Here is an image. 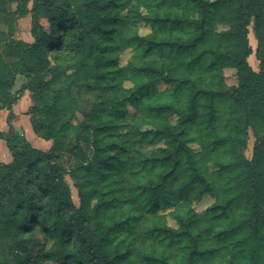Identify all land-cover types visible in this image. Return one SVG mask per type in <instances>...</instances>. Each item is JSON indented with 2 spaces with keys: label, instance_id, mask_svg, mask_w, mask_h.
<instances>
[{
  "label": "trees",
  "instance_id": "1",
  "mask_svg": "<svg viewBox=\"0 0 264 264\" xmlns=\"http://www.w3.org/2000/svg\"><path fill=\"white\" fill-rule=\"evenodd\" d=\"M25 17L30 43L13 28ZM129 49L142 62L122 68ZM25 92L47 151L12 125ZM1 111L12 161L0 163V224L15 264H264V0H0Z\"/></svg>",
  "mask_w": 264,
  "mask_h": 264
},
{
  "label": "rangeland",
  "instance_id": "2",
  "mask_svg": "<svg viewBox=\"0 0 264 264\" xmlns=\"http://www.w3.org/2000/svg\"><path fill=\"white\" fill-rule=\"evenodd\" d=\"M12 7L14 8V10H16L17 3L13 4ZM127 13H128V9L123 12V15H126ZM2 23H3L2 29H3V31H6L7 26H6L5 22H2ZM42 24L47 26L46 20H42ZM13 28L15 31L14 33H15L16 38L22 39V40L29 42V43L34 41L32 34H31L32 27H31L30 17L21 18L17 22L15 21V23H13ZM122 28L124 29V33L126 35H128L129 32H131V30L129 29L130 27L128 25H124ZM148 32H150L149 27H143L140 30V33L143 35L147 34ZM249 39H250V44L252 45L254 52H256L258 44H257V40H256L255 33H254V24H252L250 27ZM141 62H142V59L134 56V52L130 49L125 51L120 57V66L122 68H126L130 63L140 65ZM249 63L255 71H257V72L259 71L260 62L256 58L255 54H253L249 58ZM225 72H226L227 84L228 85H236L237 79H236L235 71L234 70H226ZM25 81H26L25 77H19L17 84H16V87H15V91H18L22 87V85ZM56 86L58 88H60L62 86V80H60L56 84ZM131 86H132L131 83H129L127 81L124 82V87L130 88ZM80 98H81V99H79L80 106L83 109L89 108V106H91V103L94 102V97L91 95H84L83 97H80ZM37 104L32 100V95L29 92H25L23 94V96L21 97V99L19 100V102L15 105L17 117H16V119L14 117V119L12 120V125H13V122L19 123V125L21 126L20 133L21 134L27 133V138L30 140V143L35 148L47 151L50 148L46 144L43 145L42 142L48 143V141L38 139L39 142H37V140L34 136V132L32 130V124H31L32 121L37 120L39 118V116L32 115L33 114L32 108ZM1 112H6L8 115L7 111H1ZM7 118H8V116H7ZM3 121H5V120H2V124H0L1 126H4L6 123ZM3 123H4V125H3ZM171 124H172V126H175L176 125V119L173 118L171 120ZM8 126H9V124H8ZM8 126H7V128H8ZM0 133L2 134V138L0 139V145L2 146V151H0V163H4V162L8 161L9 158L12 159V156H11V154L7 148V145H6L8 139L10 138L9 128L5 132L4 131L2 132V130H1ZM249 133H250V139H249L247 148L244 150V155L247 159L252 160L254 158V146L256 144V136H255V133L253 132V130H251V129L249 130ZM50 142L52 143V141H50ZM162 146H164L163 141H161L155 145L156 148H159ZM192 146L194 148L198 147L195 144H193ZM68 182H69V185H70L71 190H72V196H73L74 202L78 206L79 205V198H78L77 190L75 189L73 181L70 178H68ZM192 198L195 199L194 197H192ZM195 200H196L195 204H194L195 209L199 213L204 212L214 202L213 199L208 195L203 196L198 200L197 199H195ZM166 215H167L168 225L171 227L177 228L178 225L176 224V222L173 219L170 212H167ZM10 245H11L10 240H9L8 236L3 232V229H2L1 224H0V264H15V262L13 261V258L10 255V248H9Z\"/></svg>",
  "mask_w": 264,
  "mask_h": 264
},
{
  "label": "crops",
  "instance_id": "3",
  "mask_svg": "<svg viewBox=\"0 0 264 264\" xmlns=\"http://www.w3.org/2000/svg\"><path fill=\"white\" fill-rule=\"evenodd\" d=\"M14 116H15V119H16V117H17V113H16V106L14 107ZM7 113L6 112H0V124H2V120H5V121H3V122H6L5 123V125H4V123H3V125L4 126H1L0 125V131L2 130V132L4 131H6V130H8V128H9V126H8V123H7ZM7 126H8V128H7ZM13 126H14V128H15V130L20 134V135H22V136H24L29 142H30V140L27 138V133L25 134V133H20V128H21V126L19 125V123H14L13 122ZM3 127V128H2ZM7 128V129H6ZM33 130V129H32ZM34 136H35V138H36V140H37V142H39L38 141V139H41V138H39L35 133H34ZM41 140H43V139H41ZM42 144L43 145H47L49 148L51 147V145H52V143L51 142H48V143H44V142H42ZM0 151H2V146L0 145ZM12 161V159L11 158H9V160L8 161H6V162H4V163H10Z\"/></svg>",
  "mask_w": 264,
  "mask_h": 264
}]
</instances>
